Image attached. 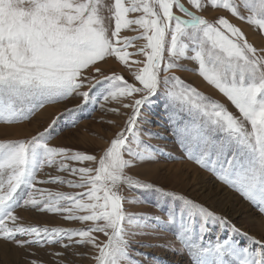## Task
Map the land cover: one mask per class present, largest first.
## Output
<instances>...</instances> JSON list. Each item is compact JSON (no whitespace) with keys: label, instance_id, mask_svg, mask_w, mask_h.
<instances>
[{"label":"snow or ice","instance_id":"snow-or-ice-1","mask_svg":"<svg viewBox=\"0 0 264 264\" xmlns=\"http://www.w3.org/2000/svg\"><path fill=\"white\" fill-rule=\"evenodd\" d=\"M187 5L182 0H0V123H20L69 97L81 101L67 109L69 115L84 105H99L126 118L100 155L50 146L55 119L30 140L0 143V239L21 248L91 245L95 264H160L140 249H180L138 238L173 230L190 264H264V240L248 236L250 244L241 246L231 234L220 235L247 236L223 215L129 174L165 152L147 143L167 139L164 132L144 128L150 123L146 107L161 102L160 127L176 138L186 158L257 205L264 216V47L249 42L227 16L210 20L198 14L222 8L264 31V0H187ZM109 62L128 71L131 82L116 68L106 70ZM177 71L197 72L239 115ZM112 103L117 106L105 108ZM69 161L93 166L74 167ZM45 166L78 179L49 175L40 180ZM37 183L85 191L53 193L36 189ZM122 185L153 195L164 215L127 212L126 201H147L126 198ZM19 208L92 223L81 229L24 225L16 215ZM213 229L216 237L207 239Z\"/></svg>","mask_w":264,"mask_h":264},{"label":"rangeland","instance_id":"rangeland-1","mask_svg":"<svg viewBox=\"0 0 264 264\" xmlns=\"http://www.w3.org/2000/svg\"><path fill=\"white\" fill-rule=\"evenodd\" d=\"M187 5V0H182ZM194 10V9H193ZM243 10V9H242ZM207 19H215L221 15L227 16L231 22L241 27L246 33L249 42L254 46L264 47V31L257 29L255 26L240 21L231 16V14L224 9H206L202 13ZM245 14H247L245 10ZM132 16L138 14H131ZM128 36H135L138 33L133 31H126L124 33ZM137 43H143L138 41ZM134 51V49H129ZM135 59V57H133ZM189 68L197 67L193 62H183ZM105 69L116 68L124 75L125 79L130 82L132 80L131 74L125 71L122 66L115 65L112 62L104 66ZM94 74V73H93ZM176 75L181 76L185 82L196 87L199 91L211 96L215 100L223 103L229 111L239 115L237 109L231 102L219 93L213 86L207 84L197 72L193 71H177ZM198 77L200 81L195 79ZM86 90V89H85ZM81 101L76 97H69L67 100L59 103L46 104L44 108L37 111L30 119H26L17 124L0 123V143L15 140H30L33 136L51 124L52 120H56L55 130L51 132V138L48 140L50 146L53 147H68L73 150H79L88 154L100 155L102 150L107 146V143L113 138L114 133L123 125L126 118L115 116L99 105H84L78 112L69 115L67 109L75 108ZM115 103L105 104V108L116 107ZM51 108L50 110H48ZM164 108L161 102L155 103L150 109L146 107L145 115L150 121L149 124L144 125V128L150 129L153 132H164L167 139L158 140L150 139L147 143L159 145L165 152L157 156L149 163H142L139 167L134 168L129 172L136 179L145 182H151L157 186L163 187L166 190H175L178 193L185 194L194 200L209 207L212 211L219 215L226 217L231 224L241 230V233H247V236L236 233H229L221 231L220 235L231 234L234 239L241 246H248L250 244L248 236L254 237L257 240H264V223L261 225L253 222H248L249 219H261L264 222V216L260 214L257 205L248 201L240 193L232 189L229 185L220 182L213 173L207 171L192 159L186 158L184 149L177 142L176 138L160 127L162 123V116ZM77 123L72 125V121ZM115 120V124H109L107 121ZM27 127L28 132L18 137H13L9 127ZM147 139V138H146ZM74 167L93 166L88 162L78 164L69 161ZM179 163L183 166L182 171L174 170L172 164ZM185 168V169H184ZM197 171V178L195 175ZM51 176H63L67 179H78L67 172L60 171L57 166H45L39 173L38 179L44 180ZM220 188V194L210 191V187ZM36 189H47L50 192H65L76 193L83 192L84 189L70 187L67 184H40L37 183ZM121 194L126 198H139L147 202L143 203H129L125 202V210L129 213L149 214V215H164V212L154 206L155 197L148 193L137 192L129 189L127 186H121ZM34 195L39 198L41 193L35 192ZM164 203V208H167V203ZM233 205L231 208V216L226 215L223 211L228 205ZM82 214V213H81ZM16 215L20 219V223L24 225H37L41 227H60L65 229H81L88 227L92 222H80L76 220H67L62 214L41 213L35 209L19 208L16 210ZM248 216V218H247ZM262 233V234H261ZM101 240L106 239L102 234L96 233ZM217 235L215 229L207 239H214ZM141 241L153 244H169L173 243L175 248L180 251H170L166 247L159 248H142L140 251L148 252L150 255L159 259L160 264H190L187 254H181L183 251L179 241L176 239L173 230L165 232H158L148 237H139ZM68 243V241H64ZM133 248L138 247L137 244L132 245ZM55 253H62V255H55ZM96 252L91 248V245L84 247L77 244H72L65 249L61 245H47L44 247L21 248L14 243L0 239V264H31L36 261L37 264H95L91 258Z\"/></svg>","mask_w":264,"mask_h":264},{"label":"bare ground","instance_id":"bare-ground-1","mask_svg":"<svg viewBox=\"0 0 264 264\" xmlns=\"http://www.w3.org/2000/svg\"><path fill=\"white\" fill-rule=\"evenodd\" d=\"M195 79H197L198 81H200V79L198 77H195ZM50 109L51 108H49L48 110H50ZM9 129H11V133H13V135H14L13 137H18V136H21L22 134H25V133L28 132L27 127H25V126L24 127L12 126V127H9ZM171 167L174 168V170H178V171H182V169H183V166L181 164H179V163L172 164ZM200 173H201L200 171H197V174L195 175V178H197L198 174H200ZM210 191L211 192H215L217 194H220V188H219V186L218 187H212L211 186L210 187ZM231 208L234 209L233 208V205H231V204L228 205V207L223 211V213L226 214V215L231 216V214L233 212V211H231ZM247 218H248V216H247ZM253 221L256 224H259V225H261L262 223H264V222H262L263 220L257 219V218L256 219H252V217L249 219L248 222H253Z\"/></svg>","mask_w":264,"mask_h":264}]
</instances>
